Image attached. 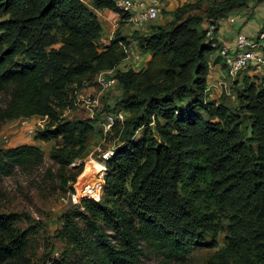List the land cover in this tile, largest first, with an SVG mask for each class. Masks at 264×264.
I'll use <instances>...</instances> for the list:
<instances>
[{
  "label": "trees",
  "instance_id": "trees-1",
  "mask_svg": "<svg viewBox=\"0 0 264 264\" xmlns=\"http://www.w3.org/2000/svg\"><path fill=\"white\" fill-rule=\"evenodd\" d=\"M203 1L177 7L168 24L134 35L129 47L119 34L99 43L101 24L83 0H0V94L8 96L0 126L46 116L53 124L35 141L82 145L92 128L59 121L56 107L66 106L69 86L107 71L126 113L121 146L105 162L101 199H82L62 216L57 235L68 249L51 264H138L145 248L177 262L195 249L218 248L219 233L224 244L205 264H264V82L244 76L239 112L209 101V56L218 45L203 26L264 0H224L205 22L190 15ZM92 5L127 19L112 0ZM54 43L60 46L47 50ZM122 46L150 58L139 70L127 68ZM76 157L65 148L49 154L61 167ZM42 161L36 146L0 150V183ZM19 219L0 215V264L32 263L33 231L15 227Z\"/></svg>",
  "mask_w": 264,
  "mask_h": 264
},
{
  "label": "rangeland",
  "instance_id": "rangeland-1",
  "mask_svg": "<svg viewBox=\"0 0 264 264\" xmlns=\"http://www.w3.org/2000/svg\"><path fill=\"white\" fill-rule=\"evenodd\" d=\"M223 1L204 0L200 7L190 12V15L202 18L205 22L207 20L206 13L211 9L217 10V5ZM194 2L195 0H192L190 3ZM244 9L232 11L242 12ZM214 14L218 15L217 12ZM2 20L4 18H0V22ZM250 20L264 25V16L259 13L255 12L250 15ZM156 22L158 21L152 24ZM59 46L58 43H54L47 50L57 49ZM129 47L132 45L130 44ZM215 60L216 56L210 54L209 61ZM99 74L85 79L81 86L78 84L69 86L66 106L56 107L59 121L80 122L92 128L86 134L82 145L65 146L62 138L50 142H39L33 139L34 134L28 136L27 126L37 132L53 124L46 116L21 118L4 122L0 126L1 151L26 144L36 146L43 153V161L39 166L18 170L0 183V215L19 216L20 219L14 223V226L20 230L31 229L33 231L29 236L30 248L28 250L31 264H51L52 261L59 260L68 249L57 233L62 225V216L75 210L78 206L72 201L76 183L79 182L76 186L78 187L86 183L103 181L106 173V160L115 149L121 146L120 134L123 123H117L109 129L103 125L105 114L123 111L119 103L121 90L117 83L109 89H103L98 84ZM244 76H256V81L263 84L264 68L243 70L237 77V84L228 83L226 92L218 94L216 97L212 95V98L207 99L224 105L231 112H239L237 92L242 88ZM7 100V94H0V109L4 107ZM23 121L26 122V125H22ZM141 133L142 130H139L135 138L139 137ZM58 148H65L68 156L75 155L77 157L70 161L66 167H61L49 158L50 152ZM79 166L82 167L81 173L75 180H72L74 171ZM223 238L224 233H219L218 248L223 246ZM218 248L195 249L177 262L167 261L160 253L145 248V255L140 257L138 264H205Z\"/></svg>",
  "mask_w": 264,
  "mask_h": 264
},
{
  "label": "built area",
  "instance_id": "built-area-1",
  "mask_svg": "<svg viewBox=\"0 0 264 264\" xmlns=\"http://www.w3.org/2000/svg\"><path fill=\"white\" fill-rule=\"evenodd\" d=\"M114 7L123 15H127L126 22L134 27H143L146 24L155 22L163 11L164 0H112ZM120 16V15H119ZM236 16H229L223 21L233 24ZM222 21V20H221ZM216 24L206 22L205 36L208 39H214ZM216 41L212 43V47H216ZM125 53V58L122 65L130 67L141 61V56L132 49L121 47ZM217 55L220 56L224 65V76L219 78L214 84L207 83L205 93L208 98L211 97L212 91L218 94H223L228 90V83L232 84L235 78L248 68H264V29L259 31L254 39H249L245 35L238 34L235 40L234 50L231 51L226 46L217 47ZM98 84L103 89H109L116 84L113 77V71L100 73L98 76ZM126 118V113L117 111L104 115V127L109 129L117 123H122ZM22 125H26L23 121ZM28 136H32L36 132L29 126L26 128ZM104 181L96 183H86L74 187L75 194L72 196V201L75 204H80L82 199H92L100 201L102 195V185ZM80 201V202H79Z\"/></svg>",
  "mask_w": 264,
  "mask_h": 264
},
{
  "label": "crops",
  "instance_id": "crops-1",
  "mask_svg": "<svg viewBox=\"0 0 264 264\" xmlns=\"http://www.w3.org/2000/svg\"><path fill=\"white\" fill-rule=\"evenodd\" d=\"M148 1V0H144ZM84 4L87 5L93 13L96 15L98 21L101 24V38L100 44H107L114 38L115 35L119 34L120 37L125 38L131 42L134 46L135 42L133 39L134 35L147 34L151 32L152 27L156 25H166L171 21V13L179 6L192 2V0H164L163 11L158 17L156 23L146 24L143 27H134L126 21H121L118 13L108 9H95L93 8V0H83ZM264 2L255 3L249 2L247 7L242 12L231 11L223 17H220L217 22L218 26L214 33V39L218 46H226L231 51L234 50L235 40L238 34L245 35L249 39H254L257 36L259 30L264 29V25H259L257 22H251L250 15L259 13L264 16ZM227 16H236V20L233 24L223 21ZM222 20V21H220ZM217 53V52H215ZM213 53L215 56L217 54ZM141 61L133 64L127 68H133L134 70L141 69L145 63L149 60V55L141 54ZM124 66V65H123ZM123 66H120L123 67ZM224 76V66L222 61L210 62L208 82L214 84L219 78ZM211 94L217 96L216 91H212Z\"/></svg>",
  "mask_w": 264,
  "mask_h": 264
},
{
  "label": "bare ground",
  "instance_id": "bare-ground-1",
  "mask_svg": "<svg viewBox=\"0 0 264 264\" xmlns=\"http://www.w3.org/2000/svg\"><path fill=\"white\" fill-rule=\"evenodd\" d=\"M104 170V169H103Z\"/></svg>",
  "mask_w": 264,
  "mask_h": 264
}]
</instances>
